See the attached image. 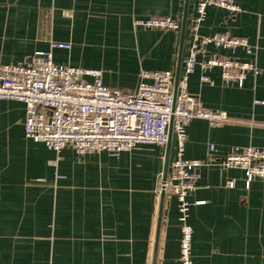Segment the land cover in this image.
<instances>
[{"label": "crops", "instance_id": "1", "mask_svg": "<svg viewBox=\"0 0 264 264\" xmlns=\"http://www.w3.org/2000/svg\"><path fill=\"white\" fill-rule=\"evenodd\" d=\"M234 1L237 14L208 7L196 35L246 39L253 53L239 49L237 56L259 72L242 88L226 86L219 68L207 73L209 83L200 69L189 78L198 103L230 119L216 127L194 120L186 129L185 157L211 160L189 197L194 264H264V180L246 189L242 170L217 165L235 147L264 148V0ZM197 3L188 2L181 49V28L133 23L170 17L182 25L186 0H0V65L67 43L71 49L53 50L56 64L100 69L107 86L125 93L136 92L142 71H171L175 82L195 39ZM229 54L207 46L198 60ZM25 119L24 103L0 100V264H151L166 146L57 153L25 136ZM176 154L173 135L170 164ZM178 218L176 197L166 194L157 264H181Z\"/></svg>", "mask_w": 264, "mask_h": 264}, {"label": "built area", "instance_id": "2", "mask_svg": "<svg viewBox=\"0 0 264 264\" xmlns=\"http://www.w3.org/2000/svg\"><path fill=\"white\" fill-rule=\"evenodd\" d=\"M211 6L231 14L241 11L234 0H198L193 24L195 39L176 97L171 71H142L136 92L125 93L107 86L100 69L56 64L53 50L71 49L67 43H53L50 50L36 52L24 63L0 65V100L24 103L25 136L36 143H44L57 153L67 147L78 155L101 152L117 155L138 145L165 147L173 119L177 154L170 164L167 180L160 182V190L164 189L177 200L181 264H194L193 228L188 221L189 197L196 189L202 169L211 164L209 159L185 157L186 129L194 120H205L212 127L230 120L225 111L198 103L188 91L189 78L200 69V81L209 83L211 78L207 73L219 68L226 86L242 88L250 73L257 75L259 72L254 61L237 56L239 49L253 53V47L246 39L224 33L196 35ZM133 24L136 28L163 32L181 28L180 22L170 17L135 19ZM207 46L226 49L230 54L209 55L199 61V55L205 53ZM217 165L221 171L242 170L246 189H249L255 178L264 180V148L235 147ZM228 186L234 188L235 182L230 181Z\"/></svg>", "mask_w": 264, "mask_h": 264}, {"label": "water", "instance_id": "3", "mask_svg": "<svg viewBox=\"0 0 264 264\" xmlns=\"http://www.w3.org/2000/svg\"><path fill=\"white\" fill-rule=\"evenodd\" d=\"M188 2H189V0H186L185 12H184L182 25H181V49L183 46V41H184V36H185V31H186ZM180 64H181V57L179 58V65H178V69H177L176 76H175V82H174V95H175V97L177 94L179 80H180ZM172 140H173V119L171 120L170 125H169L168 142L166 145V150H167L166 151V159H165V166H164V171H163V176H162L163 181H166L168 178L169 165H170V149H171ZM165 198H166V191L164 189H162L161 193H160V199H159L158 217H157L155 240H154V249H153L151 264H157V260H158L160 231H161V226H162V218H163V212H164Z\"/></svg>", "mask_w": 264, "mask_h": 264}]
</instances>
